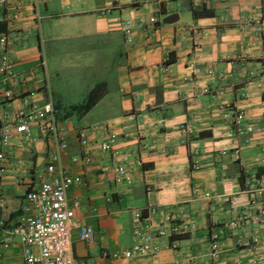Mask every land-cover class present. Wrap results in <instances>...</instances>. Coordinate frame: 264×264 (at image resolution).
<instances>
[{
  "label": "crops",
  "instance_id": "crops-1",
  "mask_svg": "<svg viewBox=\"0 0 264 264\" xmlns=\"http://www.w3.org/2000/svg\"><path fill=\"white\" fill-rule=\"evenodd\" d=\"M123 21L134 24L129 42ZM0 36L20 79L12 85L0 75V136L11 151L0 174V223H14L24 194L47 179L52 150L35 126L38 140H23L11 116L49 100L67 144L60 165L81 181L66 202H77L74 219L94 235L86 245L71 232L74 264H264V220L226 226L252 197L247 177H264V0H4ZM74 74L78 89L59 88ZM101 84L87 112L69 110ZM226 107L242 110L252 131H233ZM108 134L116 141L104 152L98 145ZM85 148L90 163H72ZM122 161L131 176L120 186L112 179ZM149 207L151 227L165 232L152 241L156 252L103 258V249L130 246L133 215ZM0 264H24L17 238L0 247Z\"/></svg>",
  "mask_w": 264,
  "mask_h": 264
},
{
  "label": "built area",
  "instance_id": "built-area-1",
  "mask_svg": "<svg viewBox=\"0 0 264 264\" xmlns=\"http://www.w3.org/2000/svg\"><path fill=\"white\" fill-rule=\"evenodd\" d=\"M223 1V0H220ZM4 0H0L2 5ZM248 21H253L247 17ZM258 23L257 21H254ZM155 19L149 18V24H154ZM259 24V23H258ZM134 24L123 21L121 34L124 41H130V32ZM5 38L0 36V75L12 85L19 83V78L12 71V62L5 50ZM4 98L12 97L11 89L3 90ZM28 112H19L11 116L12 125L18 134L29 142L38 140L32 134L31 128L37 127L43 136L52 142V150L46 153L48 160L44 168L47 179L42 181L37 188L28 191L23 196V202L14 223L5 226L0 223V247L6 248L13 238H17L21 246V258L24 264H74L71 256V232L75 231L76 239L86 245L94 242L93 230L90 226L77 222L74 219L73 209L77 207L74 201L69 207L66 202V192L72 185L81 184L80 178L66 174L60 165V159L67 152L66 141L62 138L64 127L58 123L52 103L47 100L42 104H26ZM225 117L230 121L232 130L236 133L251 132L252 126L246 125L242 110L234 107L225 108ZM133 121L132 115L128 116ZM182 131L186 130L184 125L179 126ZM259 130L264 131V119ZM86 133L79 130L76 138L81 146L85 145ZM116 141L113 134H108L107 140L100 143L101 151H111V146ZM7 136H0V174L4 172L7 158L11 155ZM225 154V152H221ZM234 160H239L238 151L233 150ZM71 162H80L83 165L90 163L88 149H83L81 158H71ZM56 167V173L53 175ZM131 169L122 162L113 168V183L115 185H127L130 182ZM243 191L251 193L248 206L240 209L234 218L226 226L231 229L242 226L247 221L258 222L264 220V199L257 201L256 196L264 192V177L250 176L243 183ZM147 214L143 216L135 212L132 218L133 234L131 244L128 248L118 251H101V256L108 260H126L134 257L150 255L156 252L152 246L155 238L165 235L163 230H153L148 217L154 213V208H147ZM210 258L217 257L216 244H210ZM80 264H85L81 262Z\"/></svg>",
  "mask_w": 264,
  "mask_h": 264
},
{
  "label": "trees",
  "instance_id": "trees-1",
  "mask_svg": "<svg viewBox=\"0 0 264 264\" xmlns=\"http://www.w3.org/2000/svg\"><path fill=\"white\" fill-rule=\"evenodd\" d=\"M102 94V84L101 87L97 86L95 87L91 93L87 96L85 101L79 105H75L69 108L71 111H75L77 113L83 114L87 112L99 99V97Z\"/></svg>",
  "mask_w": 264,
  "mask_h": 264
},
{
  "label": "rangeland",
  "instance_id": "rangeland-1",
  "mask_svg": "<svg viewBox=\"0 0 264 264\" xmlns=\"http://www.w3.org/2000/svg\"><path fill=\"white\" fill-rule=\"evenodd\" d=\"M71 79L70 81L68 80ZM86 78V76H85ZM81 80V75L80 74H74V75H68V76H65L64 77V82L63 84H61V86L59 88H64V90H66L67 88L69 90H75V89H78L81 84H80V81ZM75 95V94H74Z\"/></svg>",
  "mask_w": 264,
  "mask_h": 264
}]
</instances>
